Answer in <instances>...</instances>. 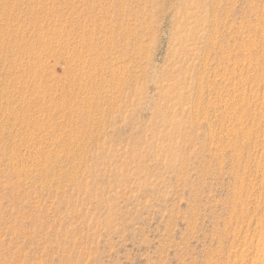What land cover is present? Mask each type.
Instances as JSON below:
<instances>
[{
  "label": "rangeland",
  "instance_id": "374dc122",
  "mask_svg": "<svg viewBox=\"0 0 264 264\" xmlns=\"http://www.w3.org/2000/svg\"><path fill=\"white\" fill-rule=\"evenodd\" d=\"M0 264H264V0H0Z\"/></svg>",
  "mask_w": 264,
  "mask_h": 264
},
{
  "label": "bare ground",
  "instance_id": "6f19581e",
  "mask_svg": "<svg viewBox=\"0 0 264 264\" xmlns=\"http://www.w3.org/2000/svg\"><path fill=\"white\" fill-rule=\"evenodd\" d=\"M143 28V27H142ZM215 30V29H214ZM215 33V32H214ZM150 39V38H149ZM138 40V39H137ZM181 43V42H180ZM179 43V44H180ZM141 44V43H140ZM177 45V44H176ZM176 49V48H175ZM177 54H178V52H177ZM186 54V53H185ZM161 87V86H160ZM175 88V87H174ZM176 91V90H175ZM172 93H174V92H172ZM262 250V249H261ZM263 251V250H262Z\"/></svg>",
  "mask_w": 264,
  "mask_h": 264
}]
</instances>
